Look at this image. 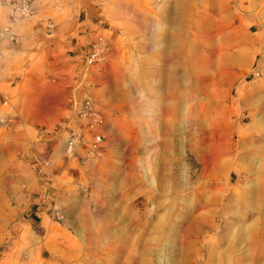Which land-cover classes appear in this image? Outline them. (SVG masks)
I'll use <instances>...</instances> for the list:
<instances>
[{"label":"rangeland","instance_id":"obj_1","mask_svg":"<svg viewBox=\"0 0 264 264\" xmlns=\"http://www.w3.org/2000/svg\"><path fill=\"white\" fill-rule=\"evenodd\" d=\"M191 1L13 4L14 27L42 4L49 32L51 18L97 13L87 45L104 50L97 64L113 60L93 103L101 156H64L84 129L78 115L44 132L43 159L32 139L13 141L15 160L0 167V264H264V0H232L228 20Z\"/></svg>","mask_w":264,"mask_h":264},{"label":"crops","instance_id":"obj_2","mask_svg":"<svg viewBox=\"0 0 264 264\" xmlns=\"http://www.w3.org/2000/svg\"><path fill=\"white\" fill-rule=\"evenodd\" d=\"M21 1L23 0H0V103L8 104L7 108H0V117L9 119L6 131L0 130L3 132L2 138L0 137V167L15 160L13 141L17 135L28 143L32 139L34 143L30 147H36V152H39L36 158H41L40 152L47 142L44 134L47 129L64 122V119L71 120L73 125L77 124L80 121L77 116L80 104L87 98L96 103L95 97L102 90L103 84H106V73L113 60L107 58L104 63L91 68L85 67L84 53L92 36L87 32L88 24L98 19L97 13L85 18H51L53 30L49 32L45 28V7L34 4L36 13L14 27L11 8ZM212 3L220 5L216 12L224 14L222 18H234L226 16L233 13L232 0H211L209 4ZM181 4L191 5L192 1L168 0V6ZM171 10L174 12V9ZM168 13H172L170 8ZM6 27L9 28L8 32H4ZM170 45L171 42L168 41L162 60L166 59L168 68H174L176 53ZM171 74L169 71L168 85L176 82ZM95 84L99 86L95 88ZM166 96L185 94L171 95L168 90ZM99 106L96 103V107ZM5 151L6 163L3 154Z\"/></svg>","mask_w":264,"mask_h":264},{"label":"built area","instance_id":"obj_3","mask_svg":"<svg viewBox=\"0 0 264 264\" xmlns=\"http://www.w3.org/2000/svg\"><path fill=\"white\" fill-rule=\"evenodd\" d=\"M25 11L26 8L19 5L13 8V15L22 14ZM103 54L104 50L99 46L87 45L84 53L85 67L90 68L103 61ZM79 108V118L86 121L84 129L77 133L72 131L69 134L68 138L63 141L62 152L64 156L71 159L76 157L79 149L84 151V156L87 159L99 157L102 153L104 138V118L95 110L93 102L90 100L84 101Z\"/></svg>","mask_w":264,"mask_h":264}]
</instances>
